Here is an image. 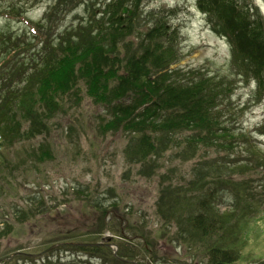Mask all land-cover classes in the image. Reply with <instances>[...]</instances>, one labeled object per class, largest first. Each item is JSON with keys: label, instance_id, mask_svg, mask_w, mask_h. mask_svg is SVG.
Masks as SVG:
<instances>
[{"label": "rangeland", "instance_id": "rangeland-1", "mask_svg": "<svg viewBox=\"0 0 264 264\" xmlns=\"http://www.w3.org/2000/svg\"><path fill=\"white\" fill-rule=\"evenodd\" d=\"M60 1H0V60L9 38L27 35L25 39H33L36 34L26 23L44 22L54 7L58 8L53 15L54 28H46L44 35L40 33L38 49L48 42L55 45L72 39L76 45L92 31L105 29L101 26L103 19L98 18L102 16L101 5L111 0ZM89 4L98 5L95 15H89ZM242 4L254 13L253 19L260 18L256 30L264 31V0H242ZM11 7L18 8L17 13L23 12V18L3 17L1 12L13 14L7 10ZM140 12L135 15L131 9L119 15L120 29L113 39L102 41L104 48L113 53L117 71L121 66L115 64L126 62L132 54L127 53L126 44L136 42L138 30L148 27L149 22L142 23L143 18L162 12L165 18V13L170 14L169 24L178 32L181 58L171 64L172 70L180 69L184 77L192 70L230 74V41L214 31L198 0H144ZM110 15L114 16L113 12ZM92 27L94 30L89 29ZM16 80L22 84L24 78L17 76ZM230 80L225 82L233 86L234 92L230 111L229 105L224 109L226 121L238 132L243 129L251 142L264 149V98H255L258 84L255 80ZM63 105L49 122L50 129L27 141L7 140L0 148V264H209L204 246L192 248L176 241L181 228L171 216L166 219L159 213V202L163 191L170 194L161 185L194 181L200 163L219 156L215 148L204 149L190 161L172 158L174 151L170 150L151 171V166L133 162L129 133L121 130L102 134L100 123L111 117L103 105L85 93L80 102L71 97L63 100ZM37 109L42 108L38 105ZM42 149H48L52 156L43 154ZM259 166L255 165L254 175L249 171L233 174L238 180L248 178L249 192L262 208L247 231L248 242L239 264L264 260V179L256 174L261 170ZM213 178L209 175L208 181ZM224 188L219 189L221 211L236 201ZM245 198L252 200L248 193ZM166 230L169 234L162 237ZM120 246L127 248L134 260L120 256L121 262L115 260L113 255L116 257ZM81 247L108 250L92 252Z\"/></svg>", "mask_w": 264, "mask_h": 264}, {"label": "trees", "instance_id": "trees-1", "mask_svg": "<svg viewBox=\"0 0 264 264\" xmlns=\"http://www.w3.org/2000/svg\"><path fill=\"white\" fill-rule=\"evenodd\" d=\"M143 2L111 0L101 5L102 16L98 19H103L101 26L105 29L89 28L94 31L76 45L72 39L55 45L48 42L38 49L40 33L44 35L46 28H54L57 7L44 17V22H30L36 34L33 39H25L27 35L9 38L0 60V148L7 140L27 141L50 129L49 122L65 106L63 100L73 97L80 102L82 93L103 105L107 116H111L100 123L102 134L121 130L129 133V149L135 153L133 162L149 165L151 171L170 150L174 151L172 158L190 161L204 149L215 148L219 156L203 161L204 167L200 163L194 181L187 185H161L170 194L162 192L159 213L166 219L171 216L181 228L178 243L206 248L209 264H239L248 242L247 231L262 208L249 192L248 178L238 180L233 174L245 175L249 171L254 175L255 165L260 164L261 170L256 174L264 179V149L251 142L243 129L238 132L236 126L231 127L226 121L224 109L229 105L230 111L234 89L225 81L255 80L258 84L255 98L257 101L264 98V31H257L260 18L253 19L254 13L244 8L242 0H198L214 31L230 41L233 59L228 64L229 75L192 70L184 77L180 69L172 70L171 64L181 58L178 32L169 25L168 16L165 18L161 13L143 18L142 23L148 21V27L138 30L136 42L126 44L127 53L132 54L126 62L115 64L121 66L117 71L113 67L116 59L102 41L113 39L120 29L117 20L124 7H131L139 15ZM88 7L89 15H95L98 5ZM7 10L13 14L1 12L6 19H21L25 15L17 13L16 7ZM21 37L24 40H19ZM17 76L24 78L25 84L19 83ZM38 105L42 111L35 110ZM42 150L52 156L48 149ZM209 175L215 176L213 181H208ZM220 188L236 199L225 211L218 205ZM245 193L252 200L246 199ZM120 247L118 256L134 260L127 248ZM100 250L108 249H90ZM118 256L113 255L121 262ZM251 264H264V260Z\"/></svg>", "mask_w": 264, "mask_h": 264}, {"label": "water", "instance_id": "water-1", "mask_svg": "<svg viewBox=\"0 0 264 264\" xmlns=\"http://www.w3.org/2000/svg\"><path fill=\"white\" fill-rule=\"evenodd\" d=\"M128 11H129V8H128V7H125V8L123 9V11H122V14H127ZM115 255H116V257L118 256V254H117V250H116V252H115Z\"/></svg>", "mask_w": 264, "mask_h": 264}, {"label": "clouds", "instance_id": "clouds-1", "mask_svg": "<svg viewBox=\"0 0 264 264\" xmlns=\"http://www.w3.org/2000/svg\"><path fill=\"white\" fill-rule=\"evenodd\" d=\"M152 15H155V14H152Z\"/></svg>", "mask_w": 264, "mask_h": 264}]
</instances>
